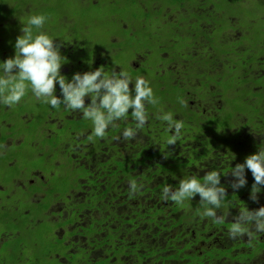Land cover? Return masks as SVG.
Here are the masks:
<instances>
[{"label": "flooded vegetation", "instance_id": "af4514ba", "mask_svg": "<svg viewBox=\"0 0 264 264\" xmlns=\"http://www.w3.org/2000/svg\"><path fill=\"white\" fill-rule=\"evenodd\" d=\"M28 13L47 18L33 32L60 45L66 58L61 74L69 81L100 67L107 74L124 71L133 81H148L158 103L146 104L148 121L133 141L122 137L136 126L131 110L98 138L82 112L52 108L30 88L18 104L0 103V191L10 196L1 197L0 226L20 239L13 258L1 254L0 264L170 260H158L162 252L146 251L151 246L167 257L178 252L183 264H208L213 257L216 264H264V244H254L260 234L249 243L247 236L233 240L228 233L246 205L264 206L261 192L258 204L249 200V171L247 185L228 188L216 209L222 224L202 215L198 195L182 205L161 198L165 186L178 187L191 176L203 183V174L213 170L227 187L232 167L245 160L235 163L230 148L245 150L254 140L261 149L264 122L256 126L242 101L238 111L229 109L235 100L223 90L233 62L252 68L255 80L264 77V54L259 48L246 53L249 41L264 47V0H0V61L14 58ZM86 24L110 36L97 42L95 34L83 33ZM168 112L184 125L175 145L167 143L173 133L158 118ZM21 235L28 236L22 251Z\"/></svg>", "mask_w": 264, "mask_h": 264}, {"label": "clouds", "instance_id": "9594fccd", "mask_svg": "<svg viewBox=\"0 0 264 264\" xmlns=\"http://www.w3.org/2000/svg\"><path fill=\"white\" fill-rule=\"evenodd\" d=\"M46 19L44 15L30 16L27 25L21 28L22 35L16 38L14 58L0 63V103L9 107L16 105L30 88L35 98L52 108L63 105L66 109L82 112L83 118L92 122V136L98 138H103L106 130L126 118L131 110L136 126L125 128L122 137L125 141L135 140L136 130L143 128L148 121L146 104L158 103L148 81L142 76L133 81L124 71L107 74L104 67L83 74L75 73L69 81L61 74L62 60L66 58L61 55L60 45L43 32H33L34 29H42ZM57 84L59 97L56 95ZM130 85L134 88L130 89ZM86 98L90 99V103L86 104ZM180 103L185 101L181 99ZM158 118L166 121L167 131L173 133L167 143L175 145L183 129V121L174 120L170 112ZM246 170L254 180L249 200L258 204V194L264 187V149H259L256 154L247 156L243 163L232 167L227 187L221 185L220 173L213 170L203 174V183L191 176L181 179L178 187L165 186L161 198L182 205L185 200L198 195L199 202L204 206L202 215L222 224L224 217L218 216L216 209L221 207L228 188L236 192L247 185ZM137 190L136 181H131L130 192ZM228 233L233 240L247 236L251 243L257 234L264 233V206L249 210L246 205L233 217Z\"/></svg>", "mask_w": 264, "mask_h": 264}, {"label": "trees", "instance_id": "16d2710c", "mask_svg": "<svg viewBox=\"0 0 264 264\" xmlns=\"http://www.w3.org/2000/svg\"><path fill=\"white\" fill-rule=\"evenodd\" d=\"M27 12V11H26ZM34 12L35 11H30ZM29 16H32L33 13H28ZM249 48L246 50V53L250 51H255L257 48H259L260 43L258 40L256 41H249ZM2 63V61H0ZM236 64V68L230 70L229 73H227L224 77V79L227 80V87L223 90V93L225 96H227L231 100H235L233 102L228 103V108L231 110L238 111L239 107L235 106L238 104L237 101L243 102L244 104V113L252 119V121L255 120V125L257 126L258 120H262L264 122V77L255 80L254 76L255 74L252 73V68L244 70V66H240V62H233ZM261 65H264L262 63ZM264 69V68H263ZM239 87H242V90H239ZM240 93H239V92ZM257 120V121H256ZM250 147H247L245 150L241 148L240 150L237 149H232L230 148V151L233 153L230 157L231 159L236 162H238L242 158H246L247 156L251 154H256L258 150H255L257 148L256 142L254 140L249 141ZM255 144V145H254ZM260 147L261 149H264V123H263V128H261V137H260ZM243 150V151H242ZM254 150V151H253ZM253 179V177L251 178ZM249 179H247L248 181ZM264 195V187L261 189V193ZM262 198V197H261ZM261 202H264V198H262ZM28 224V223H27ZM24 228L21 227L19 231H21ZM9 229V228H8ZM7 229V227H2L0 226V255L7 253L13 258L14 254H16V251L19 250V241L20 239H15V233H10V231ZM16 232V231H15ZM23 234V233H22ZM28 236L26 235H21V251L23 247V243L25 242L24 240ZM259 241H256L254 244L257 245V249H260V245L264 244V233H260L258 236ZM158 247H147L146 251H151L152 253L159 254L162 252V255L158 258V260H169L164 264H183L176 260V258H179L178 252L175 253L172 256L167 257L165 255V251L160 249H157ZM10 250H12L11 253ZM259 251V250H257ZM155 259V258H151ZM40 261V260H39ZM32 264H39L38 261H33V262H28ZM120 264V263H119ZM150 264H156L154 263V260L151 261ZM208 264H216L215 258L213 257Z\"/></svg>", "mask_w": 264, "mask_h": 264}, {"label": "rangeland", "instance_id": "374dc122", "mask_svg": "<svg viewBox=\"0 0 264 264\" xmlns=\"http://www.w3.org/2000/svg\"><path fill=\"white\" fill-rule=\"evenodd\" d=\"M91 12L92 11H87V17H89L91 15ZM106 24H108L106 21L104 22ZM154 27V26H152ZM86 36H90L91 34H95V38L97 40V42H101L103 41L104 39H107L109 36H110V30H106L104 31L103 29H98L96 30L95 28H91L90 27V24H86V28L83 32ZM257 54L260 55V54H264V47L261 46L259 47L258 51H257ZM7 191H0V201H1V197L4 196V198L6 197H10L9 194L7 196ZM14 229V227L12 228V230ZM28 264H32V263H28ZM43 264H46V262L43 261Z\"/></svg>", "mask_w": 264, "mask_h": 264}]
</instances>
